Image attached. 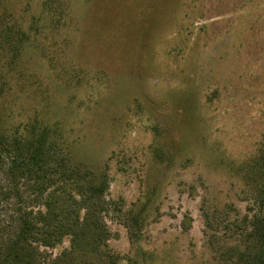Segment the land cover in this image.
<instances>
[{
  "label": "rangeland",
  "instance_id": "1",
  "mask_svg": "<svg viewBox=\"0 0 264 264\" xmlns=\"http://www.w3.org/2000/svg\"><path fill=\"white\" fill-rule=\"evenodd\" d=\"M37 124L93 178L70 264H100L96 244L115 264H234L264 217L242 169L264 141V0H0V135ZM8 165L12 231L44 195Z\"/></svg>",
  "mask_w": 264,
  "mask_h": 264
},
{
  "label": "trees",
  "instance_id": "2",
  "mask_svg": "<svg viewBox=\"0 0 264 264\" xmlns=\"http://www.w3.org/2000/svg\"><path fill=\"white\" fill-rule=\"evenodd\" d=\"M32 128L29 140L26 137L8 140L0 135V167L6 159L8 172L17 170L21 176L28 177L32 191L44 195L41 207L18 212L14 230H7L0 222V264H70V256L71 260L76 259L80 243L88 235V217L81 214L86 201L80 200L79 196L83 198L86 193L95 191L93 178L88 170L70 166L56 150L45 147L49 137L47 124ZM242 164L245 179L255 189L253 197L259 206H263L264 141L261 148ZM248 222L250 230L243 243L234 246L240 260L234 264H264V217L254 215ZM93 233L98 240L97 233ZM129 237L132 238L131 234ZM64 239L68 245L53 256L49 254L48 249L52 250ZM104 252L106 256L99 244L91 251L100 264H115L116 254L107 249Z\"/></svg>",
  "mask_w": 264,
  "mask_h": 264
}]
</instances>
